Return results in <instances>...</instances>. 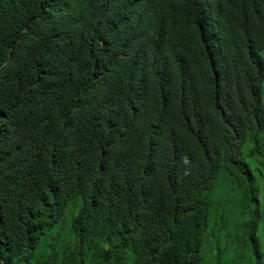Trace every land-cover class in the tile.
Masks as SVG:
<instances>
[{
	"label": "trees",
	"instance_id": "1",
	"mask_svg": "<svg viewBox=\"0 0 264 264\" xmlns=\"http://www.w3.org/2000/svg\"><path fill=\"white\" fill-rule=\"evenodd\" d=\"M262 50L264 0H0V264H264Z\"/></svg>",
	"mask_w": 264,
	"mask_h": 264
},
{
	"label": "rangeland",
	"instance_id": "2",
	"mask_svg": "<svg viewBox=\"0 0 264 264\" xmlns=\"http://www.w3.org/2000/svg\"><path fill=\"white\" fill-rule=\"evenodd\" d=\"M260 56L263 59L264 62V50L260 51ZM261 100L264 104V80L261 85ZM218 189L216 191V196H221L222 201L225 200V198L230 197V186L228 185V181L224 176H222V172L219 174L218 178ZM228 194V195H227ZM213 215L211 217V220L207 223L206 230L202 236L201 241V247H200V256L201 258L205 260H209L211 256L216 254L217 252H222L221 258H225L228 256L229 252L232 251L233 245H234V238L237 234H239V231L237 229V219L231 220L228 227L232 230L230 234L227 236V231H225V228L221 231V220H219L217 217L214 221ZM224 226V225H223ZM240 235V234H239ZM227 245V247H225Z\"/></svg>",
	"mask_w": 264,
	"mask_h": 264
}]
</instances>
